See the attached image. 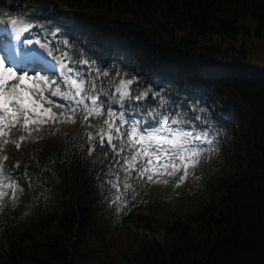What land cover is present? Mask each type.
<instances>
[{
	"label": "trees",
	"instance_id": "1",
	"mask_svg": "<svg viewBox=\"0 0 264 264\" xmlns=\"http://www.w3.org/2000/svg\"><path fill=\"white\" fill-rule=\"evenodd\" d=\"M0 16L31 24L29 37L54 52L67 40L76 61H95L74 65L104 102L92 131L109 106L127 120L136 108L148 126L163 113L182 121L174 128L206 131L212 141L197 142L203 151L191 166L197 209L169 218L159 238L116 250L112 232L146 218L158 189L124 171L129 150L90 154L83 110L75 122L32 133L22 123L5 128L0 264H264V0H0ZM134 77L122 102L116 88Z\"/></svg>",
	"mask_w": 264,
	"mask_h": 264
},
{
	"label": "snow or ice",
	"instance_id": "2",
	"mask_svg": "<svg viewBox=\"0 0 264 264\" xmlns=\"http://www.w3.org/2000/svg\"><path fill=\"white\" fill-rule=\"evenodd\" d=\"M17 23L16 19L11 21L13 26H16ZM31 27V24H27L21 31H27ZM56 31H60V29L57 28ZM53 35L55 36V33ZM17 39H19V33H17ZM26 43L31 45L33 41L27 40ZM35 43L40 44V41L37 40ZM62 43L65 46V51L61 52L58 57H54V59H57L60 63L61 76L63 82L67 84V91H61L60 83L36 71V67L31 62L34 60L33 49H16L8 56H0V135L4 134L5 128L10 130L11 127L19 123H22L26 132L32 133L38 131L42 124H48L49 121L53 124L75 122L77 112L83 110L85 112L83 116L86 125L85 131L90 144L87 151L90 154L94 153L97 147L105 155L108 154L109 149L117 155H123L126 150H129L128 157L124 159V171L128 172L129 176L135 173L140 179L146 176L148 181H152L154 175L159 180L160 176L157 173L161 168L164 172L171 174L169 166L172 170H176L177 160L180 161L181 166L185 169V175H187L188 167L198 163L197 157L203 151V149L196 146L197 142L212 143L208 138L209 133L201 131V133L196 134L174 128L172 125L182 123V121L163 113L159 114V119L153 118L154 125L144 127L135 118L129 122L122 111L117 114L110 106L107 109V119L103 121L97 130L92 131L93 125L90 117L99 116L103 113L104 102L100 99L99 93L94 91L95 81L86 84L83 73L74 65L76 63L93 65L95 61L89 59L76 61L67 50L71 47L69 42L64 40ZM41 47L49 48V45L42 44ZM54 51L56 49L51 48L48 55L52 56ZM40 59L47 66L48 62L43 60L42 57ZM99 71V69H96L97 73ZM100 74L107 76L108 72L105 70ZM134 79L137 78L120 80L116 91L120 94L122 102L126 98H131L129 86L133 84ZM53 86H55L54 90H52ZM151 91L152 88L149 86L135 99L142 100ZM46 93H49V95H46ZM153 95L159 97L161 106H164V97L159 92H154ZM52 96L65 98L69 100V104L67 106L56 104L55 101L50 99ZM89 99L91 103H89ZM45 100L48 101L49 105L64 108L65 111L55 112L51 106L45 107L42 103ZM193 107L201 114L207 111L204 108H199L198 105H193ZM195 121H201L205 127L209 126L208 118L203 115H195ZM33 125H35V128L32 127ZM125 125H127V128H125ZM23 139L25 137L22 135L21 140L23 141ZM20 146V144L17 145V147ZM142 157H147V159L143 163H139L138 161ZM153 159L157 162L163 159L165 163L154 165ZM2 172L3 168L0 166V173ZM113 175L118 181L119 173ZM110 183L118 187L117 183L113 181H110ZM125 187H130V185L126 184Z\"/></svg>",
	"mask_w": 264,
	"mask_h": 264
},
{
	"label": "rangeland",
	"instance_id": "3",
	"mask_svg": "<svg viewBox=\"0 0 264 264\" xmlns=\"http://www.w3.org/2000/svg\"><path fill=\"white\" fill-rule=\"evenodd\" d=\"M6 23L1 21V30L0 32L5 31L6 39L5 44L7 49H11L12 51H7L6 53H2L0 51V56H8L14 50L24 48L33 49V56L38 57L39 60L42 57L44 60H49L51 63V67L54 65H60L57 59H51L48 56L47 51L43 48H35L33 44L29 45L27 43H23L21 40L23 34H19V39H17V34L13 29H8ZM12 38H14V42H11ZM3 48V46L1 47ZM42 61V60H41ZM52 67V68H54ZM61 71V69H59ZM31 74V73H30ZM160 165L165 163L164 160L159 162ZM177 169L169 171L171 174L164 172L162 168L159 170L157 174H159V183L157 184L156 190L153 192L152 200L154 202L150 203L148 209L143 210L142 220L138 221L136 224H120L119 227L116 228L112 233L117 236V249L119 250L123 248L125 245L124 242H137V238L144 236L145 239L149 240L152 237L159 238L163 233V227L166 222H168L174 215L181 212H186V210H190L193 212L197 209V197L193 196V191H196L197 188H194L196 182V177L190 176L189 170H187V175H185V169L181 166L180 162H176ZM183 178V179H182ZM190 188H194L193 191ZM186 196L188 198H186ZM152 205V206H151ZM181 212V213H182ZM115 219V218H114Z\"/></svg>",
	"mask_w": 264,
	"mask_h": 264
}]
</instances>
